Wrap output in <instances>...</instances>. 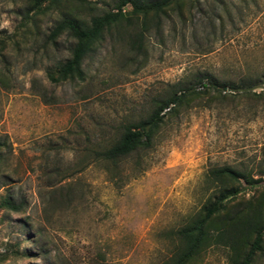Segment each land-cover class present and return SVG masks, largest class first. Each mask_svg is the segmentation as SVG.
Here are the masks:
<instances>
[{"label":"rangeland","instance_id":"rangeland-1","mask_svg":"<svg viewBox=\"0 0 264 264\" xmlns=\"http://www.w3.org/2000/svg\"><path fill=\"white\" fill-rule=\"evenodd\" d=\"M115 1L0 0V197L24 203L0 208V264H173L178 230L217 192L213 167L263 179L234 181L228 210L264 204V0H177L145 27L133 16L84 57L83 79L51 81L74 43L67 32L48 38L55 23H88ZM208 74L257 86L191 98L150 147L99 156L175 85ZM218 235L210 224L186 264H238ZM251 264H264V238Z\"/></svg>","mask_w":264,"mask_h":264},{"label":"trees","instance_id":"trees-1","mask_svg":"<svg viewBox=\"0 0 264 264\" xmlns=\"http://www.w3.org/2000/svg\"><path fill=\"white\" fill-rule=\"evenodd\" d=\"M59 1L49 0L50 3ZM176 1L116 0L112 9L92 16L88 23L73 15H63L50 30L48 38L55 42L58 36L67 32L74 39V43L70 48L69 57L55 70L48 71V78L53 82L69 78L83 79L82 60L106 31L121 24L122 21L130 24L131 18L138 15L143 16L142 25L145 27V19L148 15L164 13ZM134 41L132 42L134 43ZM196 85H175L156 100L153 110L147 117L126 124L116 143L100 151L99 156L105 160L116 161L127 157L139 148L150 147L152 139L162 126L165 117L177 114L191 98L208 94L210 91L222 94L221 87L223 86H227L228 91L237 93L251 91L257 86L252 79L246 77L237 82L227 81L221 84L210 74L198 77ZM198 86L201 88L198 89ZM209 176L218 185L217 192L203 206L202 212L196 218L178 230V234L184 240V249L178 253L173 264H186L199 252L205 244L210 224L220 234L218 237L231 246L235 258H239L238 264H251L255 254L262 250L264 238L263 199L253 203L254 199L252 198L246 205L236 204L231 206L230 210H228L227 204L240 191L234 181L239 184V178H243L244 182L251 186L263 179L262 177L255 179L251 174L241 173L230 166L213 167L209 170ZM23 207L24 203L16 201L12 195L5 194L0 197V208L18 212ZM245 240L248 243H246V248L242 245Z\"/></svg>","mask_w":264,"mask_h":264}]
</instances>
